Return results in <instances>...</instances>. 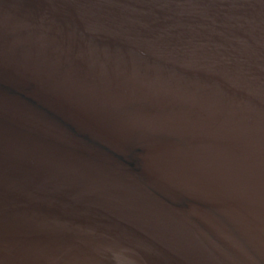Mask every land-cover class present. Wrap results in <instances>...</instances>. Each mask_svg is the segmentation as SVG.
<instances>
[{
	"label": "water",
	"instance_id": "95a60500",
	"mask_svg": "<svg viewBox=\"0 0 264 264\" xmlns=\"http://www.w3.org/2000/svg\"><path fill=\"white\" fill-rule=\"evenodd\" d=\"M0 264H264V0H0Z\"/></svg>",
	"mask_w": 264,
	"mask_h": 264
}]
</instances>
